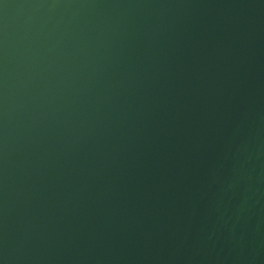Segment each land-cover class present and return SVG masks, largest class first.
Wrapping results in <instances>:
<instances>
[{"label": "water", "instance_id": "1", "mask_svg": "<svg viewBox=\"0 0 264 264\" xmlns=\"http://www.w3.org/2000/svg\"><path fill=\"white\" fill-rule=\"evenodd\" d=\"M0 264H264V0H0Z\"/></svg>", "mask_w": 264, "mask_h": 264}]
</instances>
